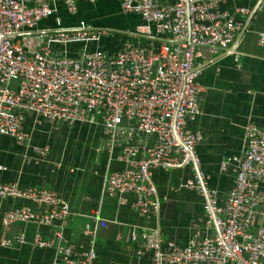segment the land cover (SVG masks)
Listing matches in <instances>:
<instances>
[{"label": "built area", "instance_id": "obj_1", "mask_svg": "<svg viewBox=\"0 0 264 264\" xmlns=\"http://www.w3.org/2000/svg\"><path fill=\"white\" fill-rule=\"evenodd\" d=\"M227 1L119 0L124 15L141 17L143 24L137 32L182 42L125 44L109 53L90 49L101 42L104 31L93 29L84 20L64 26L58 6L63 4L75 16L79 0H0V135L46 158L50 148L33 145L31 134L24 129L28 114L41 122L70 126L101 124L108 136L105 151L109 153L103 191L116 195L120 205L131 198L132 209L143 217L159 216L161 204L153 171L192 163L198 168L195 153L204 135L190 124L202 114L203 87L195 69L201 49L213 54L229 49L242 28L231 13L220 9ZM52 17L53 28L41 29L42 22ZM35 31L47 33L20 35ZM259 43L264 45V32ZM73 47L79 50H71ZM246 139L247 151L235 159V184L225 204L218 206L206 188L218 233L191 238L180 247L164 245L159 228L145 230L140 236L133 230L139 257L149 253L150 264H264V225L252 229L255 217L264 216V197L257 191L264 180V127L249 124ZM113 162L122 167L112 169ZM201 181L202 176L197 175L195 183L182 187L205 196ZM0 199L47 206V212L38 213L16 207L6 216L12 223L32 221L53 227L49 239L37 233L33 243L55 249L64 263L96 264L100 211L82 229L87 245L76 247L65 233L70 206L55 192L0 179ZM206 211L208 222H214L208 205ZM17 240L25 242L24 236Z\"/></svg>", "mask_w": 264, "mask_h": 264}, {"label": "crops", "instance_id": "obj_2", "mask_svg": "<svg viewBox=\"0 0 264 264\" xmlns=\"http://www.w3.org/2000/svg\"><path fill=\"white\" fill-rule=\"evenodd\" d=\"M115 1L121 12L119 0ZM258 2L229 0L220 5V9L231 13L242 25L234 43L247 23L248 26L234 53L199 71L198 81L203 87L202 114L190 127L204 135L195 154L203 182L218 206L225 204L235 184V159L246 154L247 126L253 123L264 127V45L259 43L260 34L264 32V1L250 19ZM110 3L113 2L79 0L76 17L67 16L65 7L60 4L58 14L64 26L71 27L81 20H91L98 10L108 9ZM242 8L249 12L240 13ZM44 21L41 29L53 28L54 17ZM91 26L102 28L103 25ZM101 44L102 40L90 49H103ZM223 53L213 54L207 48L201 49L198 66ZM24 129L31 134L33 145L48 146L50 153L42 158L13 138L0 135V167L3 168L0 179L23 188L48 189L64 199L71 210L65 233L76 247L87 245L82 229L90 217L100 211L96 264H150L149 253L138 256V241L132 237L133 230L140 236L145 230L159 228L164 245L173 243L180 247H185L191 238L218 233L216 224L208 222L205 196L198 190L182 187L196 181L193 163L185 168L153 171L161 210L159 216L146 218L132 209L131 198L128 204L120 205L116 195L103 191L109 153L105 151L108 136L101 124L70 126L64 122H41L28 114ZM111 167L119 169L122 165L113 162ZM257 191L264 197V180L258 184ZM16 207H28L33 213L48 211L47 206L33 201L0 199V264H66L58 258L55 249L40 248L33 243L37 233L49 239L54 228L32 221L10 222L6 215ZM261 225H264V216L258 214L252 229L257 230ZM20 236H24V243L18 242Z\"/></svg>", "mask_w": 264, "mask_h": 264}, {"label": "rangeland", "instance_id": "obj_3", "mask_svg": "<svg viewBox=\"0 0 264 264\" xmlns=\"http://www.w3.org/2000/svg\"><path fill=\"white\" fill-rule=\"evenodd\" d=\"M109 1L113 3H110L108 9L98 10L94 17L91 20H86V22L91 25H103L102 28L118 29L127 32L137 31V28L143 24L140 17L136 16L135 14L124 15L122 12H120L118 10V5L115 3V0ZM150 42L151 40L127 34H122L114 31H104L101 45L105 51L113 53L123 48L125 44L147 45ZM91 48H94L93 44L91 45ZM71 50L77 51L79 50V47H73ZM72 55L75 54L73 53Z\"/></svg>", "mask_w": 264, "mask_h": 264}, {"label": "water", "instance_id": "obj_4", "mask_svg": "<svg viewBox=\"0 0 264 264\" xmlns=\"http://www.w3.org/2000/svg\"><path fill=\"white\" fill-rule=\"evenodd\" d=\"M264 0H259L258 4L256 5V7L254 8L253 12L251 13V16H250V19L253 17V15L255 14V12L258 10V8L261 6L262 2ZM250 22V20H249ZM247 26H248V23L244 26L243 30L241 31L240 35L238 36V38L236 39V42L227 50L224 51V53L222 55H220V57H217L209 62H207L206 64H203L202 66H198L195 71H200L201 69L207 67L208 65L218 61L220 58H223L225 56H228L232 53L235 52V49H236V46L237 44L239 43V41L241 40L242 36L244 35L246 29H247ZM95 30H100V31H114V32H118V33H122V34H127V35H131V36H135V37H139V38H143V39H147V40H151V41H158V42H167V43H171V44H176V43H180L182 41H177V40H171V39H168V38H161V37H156L154 35H148V34H142V33H139L137 31H131V32H127V31H122V30H118V29H110V28H93ZM42 33H47L44 32V31H35V32H28V33H21L20 35H34V34H42ZM185 41H187L188 43L190 42V38H187ZM196 172H197V175L200 177V171L198 168H196ZM201 184H202V187H203V190H204V193H205V198H206V201H207V205L208 207L210 208V211H211V214L213 216V220H214V223L216 224V218H215V215H214V212H213V208H212V205L210 203V198L207 194V190H206V186L204 184L203 181H201Z\"/></svg>", "mask_w": 264, "mask_h": 264}]
</instances>
